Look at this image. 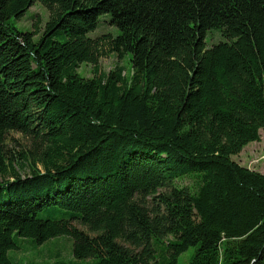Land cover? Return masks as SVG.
Wrapping results in <instances>:
<instances>
[{"label": "trees", "instance_id": "obj_1", "mask_svg": "<svg viewBox=\"0 0 264 264\" xmlns=\"http://www.w3.org/2000/svg\"><path fill=\"white\" fill-rule=\"evenodd\" d=\"M37 2L43 28L9 24ZM263 128L264 0H0V264L59 236L87 264H264V173L232 160Z\"/></svg>", "mask_w": 264, "mask_h": 264}, {"label": "rangeland", "instance_id": "obj_2", "mask_svg": "<svg viewBox=\"0 0 264 264\" xmlns=\"http://www.w3.org/2000/svg\"><path fill=\"white\" fill-rule=\"evenodd\" d=\"M49 14L46 8L41 3H35L20 19H11L9 24L15 27L20 32L32 31V24L39 21L40 29L48 21ZM109 15H104L99 18V24L95 30L89 32L86 36L90 39H95L105 34H111L115 37L119 32L118 29L109 25ZM221 34L217 30H211L205 35V47L210 48L220 42H223ZM129 56L118 60L114 55L101 58L98 63L99 72L107 73L118 63L124 67L126 75H131V66L129 64ZM77 74L83 78H91L92 66L82 64L77 69ZM6 149L9 151L10 156L18 158V152L28 146V140L23 138L21 134L9 133L5 142ZM13 158V157H11ZM232 160L247 167L251 170L264 173V128L260 131V141L257 143L248 144L242 152L232 157ZM14 161V160H13ZM13 167L21 175L28 172L27 164L23 167H17L13 163ZM19 165V164H18ZM186 181L183 184H189ZM78 229L88 233L85 227L79 224H74ZM93 236V235H92ZM17 249L9 250L7 256L14 264H87L90 261H77L72 255L73 241L68 236H59L52 238L41 245L35 244L31 239L14 237ZM128 247L127 245H124ZM194 248H189L185 253L179 257V264H188L190 258L194 254Z\"/></svg>", "mask_w": 264, "mask_h": 264}, {"label": "bare ground", "instance_id": "obj_3", "mask_svg": "<svg viewBox=\"0 0 264 264\" xmlns=\"http://www.w3.org/2000/svg\"><path fill=\"white\" fill-rule=\"evenodd\" d=\"M232 174V173H231Z\"/></svg>", "mask_w": 264, "mask_h": 264}]
</instances>
